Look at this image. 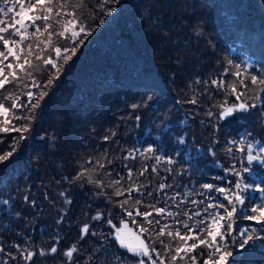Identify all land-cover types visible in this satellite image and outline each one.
<instances>
[{"label": "trees", "instance_id": "trees-1", "mask_svg": "<svg viewBox=\"0 0 264 264\" xmlns=\"http://www.w3.org/2000/svg\"><path fill=\"white\" fill-rule=\"evenodd\" d=\"M68 3L75 6L80 21L91 31L82 37L84 43L67 63L59 61V78H55V69L42 65L41 71L33 73L39 89L5 85L7 92L20 96L21 103L27 101L29 90L47 94L34 110L33 119L12 120L16 128L27 126L28 131L0 132V155L11 151L13 145L17 149L13 157L0 163V201H9L0 202V247L4 249L0 264H68L62 254L72 245L78 249L73 264L77 259L79 264H139V260L150 264L146 257L135 256L114 242L115 228L106 223V218H111L120 226L113 202L140 199L143 203L136 207L141 211L151 210L145 207L149 203L165 207L163 216L153 213V217L161 226L166 224L173 232L179 229L184 234V224L195 227L200 219L211 223L204 211L208 204L231 209L224 194L215 188H232L229 182L237 180L259 182L257 177L264 176L260 162L250 165L246 159L248 143L254 145V155L264 148V86L255 90L245 81L253 89L249 90L237 83L238 91L247 93L243 100L257 108L219 118L224 107L240 102L230 94L229 85L236 80L231 75L233 65L264 77V0H110L103 9L102 0ZM3 7L6 5L0 0ZM13 15L0 13V19L11 22ZM53 28L59 30V25L53 23ZM31 32L29 28L27 34ZM53 40L56 46L67 43L57 37ZM29 42L35 46L37 40L29 37L24 44ZM0 50H4L2 42ZM226 68L231 70L227 74ZM213 80H223L224 86L213 85ZM24 83L31 84V80ZM6 94L0 90V100ZM3 102L5 107L11 104L10 100ZM134 104L138 105L135 109ZM15 111L27 114V109ZM12 115L10 111V119ZM3 120L0 116V127H4ZM241 138L244 145L239 144ZM233 139L236 144L229 143ZM148 147L153 148L151 154L145 153ZM238 147H245V151H237ZM129 152L134 160L125 159ZM141 153L149 158L144 159ZM156 156L162 157L159 164ZM167 157L174 163H167ZM88 160L93 163L87 164ZM96 160L105 167L99 168ZM124 165L133 170L136 187L144 186L132 197L117 198L111 195L112 187L98 188L87 179H66L87 167L91 178L103 179L105 185L120 173L122 184L127 186L133 181L128 180ZM145 166L148 171L139 176ZM245 167L251 171L245 173ZM161 183L170 187L161 191ZM204 184L215 187L208 190ZM149 191L151 197L147 196ZM245 196V208L264 204V193L249 191ZM133 212L135 215V209ZM194 212L201 215L189 219ZM208 212L225 215L219 207L208 208ZM96 215H101V220H93ZM124 219L132 231L121 235L135 249L134 245L139 246L138 228L126 215ZM136 220L147 227L142 217ZM231 223L236 231L228 238L227 247L236 264H264L261 225L244 219L238 204ZM85 224L89 234L81 239ZM245 229L257 238L242 252L239 232ZM146 237L143 234L140 240L161 252L168 264L172 253L164 245L174 250L178 239L166 234ZM57 239L55 256L37 255L32 262L23 259L21 253L47 252ZM200 251L190 252L176 264H191L189 256H198Z\"/></svg>", "mask_w": 264, "mask_h": 264}, {"label": "snow or ice", "instance_id": "snow-or-ice-1", "mask_svg": "<svg viewBox=\"0 0 264 264\" xmlns=\"http://www.w3.org/2000/svg\"><path fill=\"white\" fill-rule=\"evenodd\" d=\"M3 2L6 7L0 8V13H2L5 17L13 13L14 15L11 17V22H6L5 20L0 19V42H2L4 49L0 50V90H4L7 93L3 96V99L0 100V116L4 117V127H0V132L28 131L29 128L27 126L16 128L12 123V120L33 119L34 110L39 107L40 102L47 93L41 92L39 95H37L33 91L29 90L26 93L27 101L21 103L20 96L12 92H7L5 85L11 83L19 86L23 84V86L26 88L39 89L41 86L36 82L33 73L41 71L42 65L45 69L47 66H51V68L55 69L57 72V76L55 78L58 79V73L61 70V64L59 61L67 63L71 59L72 55L76 53L77 48L84 43V39L82 37L86 38L90 34L91 30L83 25L76 11L74 10L75 6L69 5L68 0H63V2H61V0H55V2L54 0H15V3H13L12 0H3ZM109 2L110 0H102V3L100 4L101 9L104 8V4ZM9 4H11V6H7ZM17 6H19V11H16ZM69 7H72L73 10L70 11ZM16 17H19V19H16ZM37 21H40V23L38 24ZM53 23L59 25V30H55L53 28ZM17 25H19V27H16ZM29 28L32 29V32L27 34V30ZM16 37H19V39H16ZM29 37L37 40L35 46L31 42H29L27 45L24 44L25 41L29 40ZM40 37H44V39H39ZM53 37L63 39L67 43L56 46ZM34 47L39 48L40 51L36 52ZM45 51L48 52L47 55H44ZM9 57H12V61H9ZM6 61L8 62L5 63ZM229 63L231 64V62ZM233 67L235 69L234 71L226 68L225 74L231 71V75L236 77V80L229 85L230 94L235 97L236 101L240 102L233 103V105L229 107H224L223 111L219 114L220 119L230 118L238 112L246 114L251 109L257 108L256 104H248L247 101L243 100V97L247 93L244 91H238L237 83L241 88L244 89H249V85L245 83V81H250V84L255 86V90H258L261 88V86H264V77L250 74L245 69H242L240 65H233ZM6 70L8 71L6 72ZM25 80H31V84L24 83ZM51 82V80L48 81L49 84ZM212 84L216 85L217 87H223L224 81L220 80L218 82L213 80ZM148 99L150 100L151 97H148ZM8 100L11 101V104L9 107H5L3 101ZM190 102L196 103L195 100ZM132 107L135 109L138 107V105L134 104ZM17 109H27V114H18L15 111ZM10 111L13 114L11 119L9 118ZM209 115H212V113L210 112ZM139 119L140 117L137 116V120ZM9 125H11V127H9ZM23 138L24 137H21V139ZM104 139L107 140L108 137H105ZM229 143L236 144L237 141L233 139L230 140ZM244 143L245 139L241 138L239 144L244 145ZM16 150V147L13 145L11 151L0 155V163L8 161L11 157H13ZM236 150L239 152H244L245 147H238ZM246 150V159L248 164L251 165L253 162H260L261 165L264 166V148H260L258 153L254 155V145L252 143H248L246 145ZM229 151H231V149H229ZM152 152V147H148L145 150V153L147 154H151ZM145 153H141V155L144 159H148L149 156ZM125 159L134 160L135 156L129 152ZM161 159V156H156V163L159 164ZM165 159L167 163H174L171 157H167ZM86 163L92 164L93 161L88 160ZM109 163H111V161H109ZM95 164L101 169L105 167V165L99 160H96ZM124 168L127 169L128 180L133 181V183L127 184V186L122 184V180L124 178L120 176V173L116 174L117 179L111 181L108 185H105L103 179H92L90 176L91 169L87 167H83L82 170L78 171L75 177H68L66 179H68L69 182H72L73 179H87L88 183H94L98 188H103L105 186L112 187L114 191L111 193V195L117 198L121 196L132 197L134 193L139 192L140 188H143L144 186L141 185L140 188H137L133 170L127 165H124ZM147 171L148 168L145 166L139 171V176H144ZM152 171H156L155 166L152 167ZM232 171H234L237 176L240 175V173L236 172L235 169H232ZM243 171L247 173L250 172L251 169L245 167ZM257 179L259 182L252 181L242 183L240 180L230 181L229 183L233 185L232 188H215L217 192L224 194V198L228 201V204L231 205V209L229 210L223 204H208L204 211L208 213L209 217H211V223L206 224L204 219H200L196 222L195 227H189V225L184 224V228L186 229L184 234H182L179 229H176L175 232H173L166 224L161 226L160 220L153 217V213H155L156 216H163L167 211L165 207H156L154 204L149 203L145 205V207L151 210L141 211L138 207H136L143 203V201L140 199H136L131 202L129 199H117L113 203L114 207L116 208L117 215L120 216V226L114 224L113 219L111 218H106V223L112 228H115L114 242H118L121 248H124L128 252H132L135 256L146 257L147 261H150V264H165V259L162 257L161 252L157 251L155 247L145 244L143 240H140V236L143 234H147L146 238L148 239H151L153 234H155L157 238L166 234L172 239H178L177 247L174 250L171 249L170 245H164V247L172 253L168 264H176L178 259H184V256H187L190 252H193L198 248L201 249V251L198 253V256L201 259L198 261V256H189L191 264H236L235 257H233V253L228 250L227 245L229 243L228 238L231 237L234 231H236L231 221L237 213V204L241 206V214L243 215V218L249 221H255L257 224H260V231H264V204L254 205L250 208L244 207L247 198L245 193L249 191L264 193V176H258ZM166 187H170V185L161 183L159 185V190L162 191ZM202 187L212 190L215 186L204 184ZM147 196L151 197L152 192L149 191ZM109 199L111 200V197H109ZM0 202L4 204L9 203L8 200H2ZM68 202L71 203V201ZM193 203L196 202L193 201ZM212 207L224 208L225 215L208 212V208ZM133 209H135V215ZM121 213H123V215H121ZM167 214L176 215V213L172 212H167ZM124 215H126L131 223L138 228V234L136 238L139 241V246L135 249L129 247L125 243L124 237L121 235V232L123 231H132L131 228H129L128 221L124 219ZM185 215L188 214L185 213ZM200 215V212H194L192 216H189V219H192L193 216ZM136 217H142L143 220L146 221L147 227L138 223ZM150 217L153 218L149 219ZM92 219L99 221L101 220V215H96L92 217ZM221 221H224L225 223H221ZM201 224H205V227L200 228ZM157 228H159V231H157ZM88 234L89 226L85 224L81 228V239H83ZM91 234L93 236L96 235L95 232H92ZM239 235L242 237V240L239 244V249L242 252L247 251L249 242L257 238L248 229L241 230ZM259 239L264 240V236H260ZM188 240H192L193 243L189 245L187 243ZM160 243L163 244V241H160ZM58 245L59 240L57 239L47 252L40 249L37 251L21 253V255L26 262H32L33 258L37 255L55 256L58 251ZM16 247L19 250L20 245H17ZM3 251L4 249L0 247V252ZM77 252L78 249L72 245L69 246V248H67L62 255L67 258L68 264H73V256L74 253ZM181 253L184 255H181ZM9 255L11 254L9 253ZM154 256L155 258H153ZM229 257H232L231 261H229ZM13 259H15V257H13ZM75 264H79V259L75 261ZM139 264H146V261L139 260Z\"/></svg>", "mask_w": 264, "mask_h": 264}, {"label": "rangeland", "instance_id": "rangeland-1", "mask_svg": "<svg viewBox=\"0 0 264 264\" xmlns=\"http://www.w3.org/2000/svg\"><path fill=\"white\" fill-rule=\"evenodd\" d=\"M129 228H130V226H129ZM127 232L128 231H123V233H126V235H127ZM138 247V245H134V248H137Z\"/></svg>", "mask_w": 264, "mask_h": 264}]
</instances>
